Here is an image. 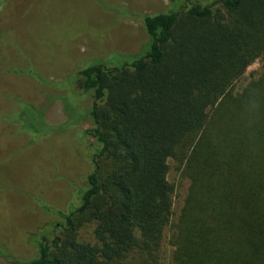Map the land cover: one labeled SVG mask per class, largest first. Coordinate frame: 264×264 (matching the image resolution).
I'll return each mask as SVG.
<instances>
[{"label": "trees", "instance_id": "16d2710c", "mask_svg": "<svg viewBox=\"0 0 264 264\" xmlns=\"http://www.w3.org/2000/svg\"><path fill=\"white\" fill-rule=\"evenodd\" d=\"M168 1L153 13L127 10L124 19L138 20L145 37L131 58L98 55L75 70L77 92H69L70 117L61 125L18 102L10 120L31 142L63 133L70 119L88 120L82 136L91 139L92 169L69 207L43 205L52 219L31 239L34 257H0L13 264H264V68L235 89L264 58V0H181L164 12L178 0ZM21 67L13 72L46 82L33 66ZM87 97L90 106L81 108ZM170 160L188 182L177 216Z\"/></svg>", "mask_w": 264, "mask_h": 264}, {"label": "rangeland", "instance_id": "374dc122", "mask_svg": "<svg viewBox=\"0 0 264 264\" xmlns=\"http://www.w3.org/2000/svg\"><path fill=\"white\" fill-rule=\"evenodd\" d=\"M210 2L212 0H198ZM0 9V253L28 260L36 255L32 238H38L52 217L42 207L66 209L75 186L91 172V139L82 133L90 122L75 125L70 119L63 133L35 136L18 130L10 119L18 102L41 111L45 122L56 127L70 117L72 83L76 69L106 57L114 62L138 51L143 28L138 20H125L128 9L142 13L161 11L168 0H2ZM181 0L164 12L176 10ZM131 16V14H130ZM110 54H109V53ZM108 53V54H106ZM128 56V55H126ZM132 57V56H128ZM80 62V64H79ZM94 62V61H93ZM34 67L43 79L15 73L14 68ZM21 67V68H22ZM264 68L256 60L237 82L240 91ZM75 71V72H74ZM63 76L64 87L58 86ZM45 83V84H44ZM72 83V84H71ZM71 84V85H70ZM70 92V93H69ZM69 98V99H68ZM69 101V102H67ZM81 108L90 106L87 97ZM47 132V131H46ZM168 180L175 187V216L183 204L188 182L169 161ZM45 236L48 237L47 234ZM170 248L164 245L169 255ZM11 260V259H10ZM0 264H13L0 257Z\"/></svg>", "mask_w": 264, "mask_h": 264}]
</instances>
